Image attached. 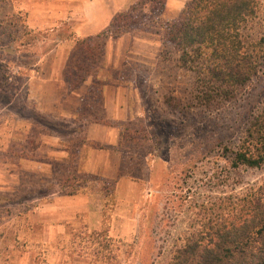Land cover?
Masks as SVG:
<instances>
[{
	"label": "rangeland",
	"instance_id": "rangeland-1",
	"mask_svg": "<svg viewBox=\"0 0 264 264\" xmlns=\"http://www.w3.org/2000/svg\"><path fill=\"white\" fill-rule=\"evenodd\" d=\"M122 1L0 0V21L12 15L48 35L0 103V264H169L228 199L264 189V167L227 172L223 151L264 98V70L233 101L197 108L194 76L176 68L171 47L135 32L105 41L94 77L69 91L67 53L133 2ZM189 1L166 0L161 20ZM260 18L252 33L264 39Z\"/></svg>",
	"mask_w": 264,
	"mask_h": 264
},
{
	"label": "trees",
	"instance_id": "trees-1",
	"mask_svg": "<svg viewBox=\"0 0 264 264\" xmlns=\"http://www.w3.org/2000/svg\"><path fill=\"white\" fill-rule=\"evenodd\" d=\"M165 9L166 0H133L103 31L75 41L62 71L69 91L94 77L105 41L135 32L161 35L171 47L176 68L194 76L197 108L229 103L260 77L264 39L252 32L260 16L264 19V0H190L170 22L161 20ZM24 23L12 15L0 21V103L11 101L12 77L21 79L35 67L39 45L48 39ZM65 39L72 41L71 36ZM92 80L101 96L102 83ZM164 101L173 111L179 106L175 102H181L172 97ZM244 121L237 141L223 147L227 172L264 167V98L245 113ZM228 201L230 209L221 220L210 217L204 231L186 237L169 264H264V189Z\"/></svg>",
	"mask_w": 264,
	"mask_h": 264
},
{
	"label": "crops",
	"instance_id": "crops-1",
	"mask_svg": "<svg viewBox=\"0 0 264 264\" xmlns=\"http://www.w3.org/2000/svg\"><path fill=\"white\" fill-rule=\"evenodd\" d=\"M93 1H94V0H93ZM131 1H132V0L122 1V3H119L118 7H120V9H121V8H124V7H129V5L131 4ZM132 3H133V2H132ZM115 6H117V5H115ZM166 8H167V6H166ZM178 10H179V9H178ZM115 15H116V13L113 12V13H112V18H113ZM110 19H111V16H109V15H108V16L106 15L105 18L100 19V20L98 21V23H97V24H100V25L98 26V29H97L96 31L92 32V33H93V34H97V33L101 32V31L106 27V25H108ZM92 33H90V34H92ZM90 36H91V35H90ZM118 39H122V38H118ZM115 99H116V101H117V97H116V98L114 97V101H115ZM114 101H112V103H113ZM116 105H117V103H116ZM116 105H114V109H115ZM115 115H116V114H115ZM115 115L113 114V116H115ZM114 144H115V140H114V137L112 136V145H114ZM112 158H113V160H114V161H112V178H113V177L116 176V172H117V164H116V161H115L114 157H112Z\"/></svg>",
	"mask_w": 264,
	"mask_h": 264
}]
</instances>
